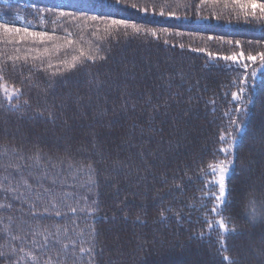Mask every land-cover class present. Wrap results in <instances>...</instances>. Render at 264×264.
<instances>
[{
    "label": "trees",
    "instance_id": "1",
    "mask_svg": "<svg viewBox=\"0 0 264 264\" xmlns=\"http://www.w3.org/2000/svg\"><path fill=\"white\" fill-rule=\"evenodd\" d=\"M59 11L127 19L158 36L84 27ZM0 23L73 41L44 54L0 29V264H229L224 255L264 264V217L252 220L245 207L253 188L264 199V68L247 62L246 78L240 65L207 56L264 52V16L245 17L236 0H0ZM80 50L98 58L88 74L57 73ZM242 80L245 114L234 132L240 103L231 93ZM230 133L233 195L222 209L240 231L226 233L228 251L218 253L211 165Z\"/></svg>",
    "mask_w": 264,
    "mask_h": 264
},
{
    "label": "snow or ice",
    "instance_id": "2",
    "mask_svg": "<svg viewBox=\"0 0 264 264\" xmlns=\"http://www.w3.org/2000/svg\"><path fill=\"white\" fill-rule=\"evenodd\" d=\"M206 0H201V3H205ZM236 4L238 5V8L245 17L248 16H256L257 11L261 14V16H264V3H257V0H248L247 3L241 2V0H236ZM133 8L136 7L135 4L132 5ZM52 11V10H48ZM141 11L147 13L148 8L145 7L141 9ZM53 16H58L61 18L64 17H70L71 19L75 21H79L84 27H98L100 25H103L104 30L106 32L113 31V30H120L123 29L125 33H127V30H131L133 34L139 35L141 33H144L145 35H150L151 37H157L158 32L156 28H143L137 23L129 22L127 19H117V18H101L97 16L92 17H83V16H75L72 13H67L64 11L59 12H52ZM160 16H169V17H176L175 11H167L165 12L163 8H161L159 12ZM178 18V17H177ZM0 29L3 30V33L6 36H12L13 39L10 41L11 43L17 44V43H24L28 44L31 43L33 45H41L43 46V52L44 54H48L49 51H55L59 52L62 49L71 48L73 46V41L71 39L64 38L63 43H58L61 38L58 37L54 32L49 31H34L30 30L28 27H17V26H9L6 23H0ZM165 32H167V29H164ZM171 35V33H170ZM175 35L181 36L183 33L176 32ZM15 37H19V40L17 41ZM209 40L215 39L214 36H209ZM220 40L223 43H226L228 45H235L237 48H241L242 42L240 40H227L225 41L223 37H220ZM164 43H167V41H164ZM179 47L183 49L185 45L180 44ZM37 51L39 49L37 48ZM194 52L204 53L206 50L204 48H195L192 49ZM207 56L209 58H214L218 60L223 61H229L233 65H240L245 70V77L247 78L248 72L247 69L249 68V63L252 62L255 64L257 61H259L260 65H264V52H258L256 54H246L244 50L240 51H234L229 55H223L220 56L216 53L207 52ZM11 60H17L21 59L19 56H13L9 57ZM24 60H27V56L23 58ZM97 56L95 55H88L83 50H80L78 54L72 55L70 60H62L60 61V64L62 67L57 69V73H68L70 71L72 72H79L81 69L84 70L85 74H88L87 70V61H95L97 60ZM100 60H105V57H99ZM41 60H43V57H41ZM51 66V65H49ZM3 71V67L0 66V72ZM256 72L253 70L251 72L252 76H255ZM56 75V74H53ZM90 84H94L97 91H99L101 88L104 87L105 82H99L95 80H90ZM246 83V80L241 81V87L239 88L238 92H232L231 97L234 101H239L240 106L236 107L234 109L235 112L240 113V116L237 119L231 120V123L236 126L234 128V132L238 130V128L243 123V116L245 114V100L243 99V94L245 93V87L243 86ZM124 95L126 97L125 103H127V98H130L131 94L127 92L126 89H124ZM171 97V94H169ZM178 95V94H177ZM79 102V101H78ZM90 102V101H89ZM151 102V98L147 101V103ZM179 102V101H177ZM164 107L169 106V101H165ZM154 122V116L150 115L148 123L151 124ZM135 127V126H134ZM143 134V133H142ZM237 140V136L235 134L230 133L227 137L220 136V141H223L226 143V146L221 147L218 149V152L221 154H224L225 158L219 160L218 163L211 165L212 172L214 174V181L210 185V187H216L218 185V192H211L210 195L212 198H214V205L211 208V212H214L219 219L216 221L219 228L223 230L218 236V243L220 244V249L217 250L218 253L227 252L228 248L225 246L224 241V235L229 232H238L240 231L239 227L235 225L233 222L235 220L234 216H225L223 215L222 206H225L229 199L233 195V191L230 185L226 184V176L230 172V166H233L234 160L232 159L233 156V144ZM261 145H264V138L260 141ZM264 150V148H262ZM137 155H140L142 160H146L148 155H151V153H145L143 151L138 152ZM250 163V162H249ZM146 170L150 171V167L146 164L145 165ZM242 169H248L247 163L241 164ZM140 180H146L147 177H140ZM167 182L166 180L164 181ZM171 194V191L169 192V195ZM206 196L209 195L208 193L205 194ZM247 196V204H246V210L249 217H251L252 220H255L258 216L264 217V199H257V193L255 189H251L249 192L246 193ZM260 196L264 197V186H262V190L260 192ZM47 211V209H45ZM70 211L72 213H75L77 209L71 208ZM92 212H95L96 209H92ZM166 211L171 212L172 209L168 208ZM56 215H60L59 212L56 213ZM161 216L164 215V212L162 211L160 213ZM232 225L230 228L229 225ZM211 227V223L209 224ZM83 251V249H81ZM258 254L261 256H264V249L258 250ZM223 259L228 261L229 264H241V261L238 260L236 257H230L228 255H224Z\"/></svg>",
    "mask_w": 264,
    "mask_h": 264
},
{
    "label": "rangeland",
    "instance_id": "3",
    "mask_svg": "<svg viewBox=\"0 0 264 264\" xmlns=\"http://www.w3.org/2000/svg\"><path fill=\"white\" fill-rule=\"evenodd\" d=\"M3 37H5V38H7V39H11L12 38V36H6V35H3ZM260 68H264V65H262V67L260 66ZM261 70V69H260ZM3 89L6 91V94H10V95H14L15 94V90L12 88V87H10V86H4L3 87ZM236 142V141H235ZM234 147H235V143L233 144V149H232V152L234 151ZM225 158V156H224V154H223V158H220L219 160H221V159H224ZM219 160H218V162H219ZM217 162V163H218ZM232 168H233V166H230V172H229V174L231 173V171H232ZM211 172H212V170H211ZM213 173V172H212ZM229 174L226 176V181H227V177L229 176ZM214 179H215V177H214V174H213V178H212V180L214 181ZM216 192H218V185L216 186ZM216 218H215V223H216V221L219 219V217L216 215L215 216ZM217 224V223H216ZM213 225H215L214 223H213Z\"/></svg>",
    "mask_w": 264,
    "mask_h": 264
}]
</instances>
